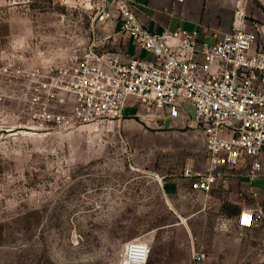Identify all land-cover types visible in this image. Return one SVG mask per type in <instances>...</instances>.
Returning <instances> with one entry per match:
<instances>
[{
    "label": "rangeland",
    "instance_id": "rangeland-1",
    "mask_svg": "<svg viewBox=\"0 0 264 264\" xmlns=\"http://www.w3.org/2000/svg\"><path fill=\"white\" fill-rule=\"evenodd\" d=\"M100 1L0 0V264H119L134 238L149 243L147 264L187 263L192 239L171 207L179 203L131 153L122 125L130 115L70 130L33 128L23 73L61 64L38 50L80 33ZM183 204L182 212L194 211ZM188 223L201 239L215 226L209 215Z\"/></svg>",
    "mask_w": 264,
    "mask_h": 264
},
{
    "label": "built area",
    "instance_id": "built-area-1",
    "mask_svg": "<svg viewBox=\"0 0 264 264\" xmlns=\"http://www.w3.org/2000/svg\"><path fill=\"white\" fill-rule=\"evenodd\" d=\"M97 8L95 22L115 17L119 30L152 58L98 52L97 45L111 35L100 39L91 25L90 43L74 49L61 64L23 73L29 81L25 86L33 128L50 132L120 121L130 98L142 102L149 114L160 109L177 117L185 102L195 111V126L206 135V169L196 172L187 166L182 171L192 179V195L207 202L216 184L227 187L234 173L225 169L236 168L246 157L251 158L250 182L264 179V26L255 23L246 30L245 12L238 5L232 29L208 43L199 40L197 30H149L140 22L134 0H101ZM1 71L9 73V67ZM251 193L254 205L236 219L241 228L264 224V202L253 188ZM149 255V243L134 238L124 244L119 264H147ZM203 257L194 254L196 260Z\"/></svg>",
    "mask_w": 264,
    "mask_h": 264
},
{
    "label": "crops",
    "instance_id": "crops-1",
    "mask_svg": "<svg viewBox=\"0 0 264 264\" xmlns=\"http://www.w3.org/2000/svg\"><path fill=\"white\" fill-rule=\"evenodd\" d=\"M134 1L140 22L149 30L159 33L177 28L197 30L199 40L208 43L217 42L232 29L238 5L245 12L246 30H252L255 23L264 26V0ZM110 8L113 10L112 5ZM94 18H87L77 27L80 33L68 34L69 41L61 38L54 48L38 50L39 54L50 53L53 59L65 60L74 49L90 43L93 38L91 25H94L98 38L111 35L97 45L98 52L113 51L123 59L152 58L127 33L119 30L115 17L105 22H95ZM73 37L79 41L73 42ZM198 59L203 58L198 56ZM179 111L177 117L160 109H153L149 114L142 102L130 98L124 116L132 118L124 119L122 125L124 138L136 160L160 179L169 201L179 203L177 207L171 204L180 220L176 224L188 239H192L187 243V259L183 261H187L186 264L192 261L194 264H264V224L256 223L250 228L236 225L239 212L254 205L252 188L258 199L264 202V179L250 182L247 173L251 158L246 157L236 168L225 169L227 173H234L227 187L216 184L207 202L201 195L197 200L192 199V179L184 177L182 171L187 166L196 172L206 169V135L202 128L195 126V111L190 104L181 102ZM260 158L264 160V150ZM184 202H190L194 211L182 212L180 208H184ZM208 215L215 220V226L210 228L207 238L196 237L189 220ZM198 253L204 254L201 260L194 258Z\"/></svg>",
    "mask_w": 264,
    "mask_h": 264
}]
</instances>
